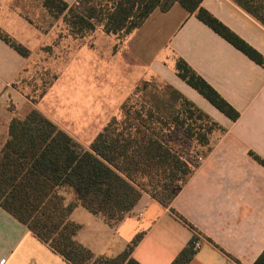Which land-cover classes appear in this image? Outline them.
Instances as JSON below:
<instances>
[{"label":"trees","instance_id":"1","mask_svg":"<svg viewBox=\"0 0 264 264\" xmlns=\"http://www.w3.org/2000/svg\"><path fill=\"white\" fill-rule=\"evenodd\" d=\"M41 1L55 19L64 17L76 37L101 29L122 40L140 29L156 10L167 13L179 4L264 68V56L206 10L204 0H78L73 5L64 0ZM235 1L264 23L259 14L264 0ZM0 38L23 57H30L31 51L1 28ZM175 71L226 117L239 119L240 112L184 59L176 60ZM120 113L107 122L88 149L38 109L14 118L9 125L8 140L0 153V206L69 264H141L132 254L143 234L116 257L99 256L75 240L80 226L69 216L81 205L116 226L144 194L171 207L201 163L191 146L204 158L213 150L214 134L226 131L163 81L139 83ZM250 155L264 167L263 158L254 152ZM62 187L73 189L77 202L66 205L59 193ZM171 211L195 231L172 262L189 264L203 234L176 210ZM253 264H264V250Z\"/></svg>","mask_w":264,"mask_h":264},{"label":"crops","instance_id":"2","mask_svg":"<svg viewBox=\"0 0 264 264\" xmlns=\"http://www.w3.org/2000/svg\"><path fill=\"white\" fill-rule=\"evenodd\" d=\"M64 1L73 5L78 0ZM203 6L264 56V23L257 17L235 0H204ZM259 14L264 17V6ZM2 22V30L14 33L12 23ZM123 41L132 64L141 62L145 44L160 46L162 52L157 58L142 61L149 64L144 80L158 78L169 83L226 131L214 134L213 150L171 207L144 194L118 225L110 226L78 205L69 216L80 226L75 240L99 256L116 257L143 234L132 257L141 264H172L195 235L171 211L173 208L203 234L201 247L189 264H253L264 250V167L250 155L254 152L264 159V68L179 4L167 13L156 10ZM178 58L240 112L237 121L230 120L177 76ZM26 63V58L0 38V105L18 99L17 94L22 96L16 83ZM25 101L27 111L14 112L7 120L3 145L11 121L35 109ZM39 111L52 120L46 111ZM59 193L66 205L77 202L73 189L62 187ZM0 264L69 263L0 206Z\"/></svg>","mask_w":264,"mask_h":264},{"label":"rangeland","instance_id":"3","mask_svg":"<svg viewBox=\"0 0 264 264\" xmlns=\"http://www.w3.org/2000/svg\"><path fill=\"white\" fill-rule=\"evenodd\" d=\"M0 21L12 23L14 33L3 31L13 33L31 51L16 83L23 97L17 94L15 103L0 105V153L6 122L12 113L25 111V98L88 149L107 122L120 117L124 101L145 81L142 76L149 64L142 61L162 52L160 46L145 44L141 62L132 64L118 36L97 29L84 38L76 37L64 17L55 19L41 0H0ZM191 151L200 152L192 146Z\"/></svg>","mask_w":264,"mask_h":264},{"label":"built area","instance_id":"4","mask_svg":"<svg viewBox=\"0 0 264 264\" xmlns=\"http://www.w3.org/2000/svg\"><path fill=\"white\" fill-rule=\"evenodd\" d=\"M78 4V3H77ZM197 157H198V160L201 162L202 160H203V158L201 157V156H199V155H196ZM141 215V214H140ZM200 247H201V237H200V239H199V241L195 244V249H200Z\"/></svg>","mask_w":264,"mask_h":264}]
</instances>
